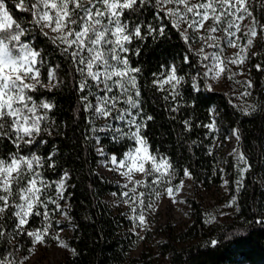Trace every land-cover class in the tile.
<instances>
[{"label":"snow or ice","instance_id":"6c2138e0","mask_svg":"<svg viewBox=\"0 0 264 264\" xmlns=\"http://www.w3.org/2000/svg\"><path fill=\"white\" fill-rule=\"evenodd\" d=\"M149 7L153 9V22H148L144 16ZM17 11L22 15L15 16ZM248 19L251 25L238 35L243 21ZM165 21L190 50L194 39L202 42L196 55L205 68L203 78L212 80L231 72L229 65H242L254 40L264 35V23L256 19L251 0H11V8L7 0H0V141L14 147L7 155L0 156V238L26 235L32 246L44 244L49 238L59 241V233L51 234V215L52 212L64 214L58 201L64 199L68 173L58 181H49L42 170L45 166L55 167L54 162L49 163L52 156L45 158L32 151L33 147L46 143L41 138L42 133L51 135L48 113L54 108L49 101L34 98V93L41 88L52 91L63 83L57 75L61 65L50 64L46 49L34 42L35 36L46 38L72 66L74 86L81 94L83 110L90 114L89 123L99 119L107 122L105 127L92 131H110L113 142L125 138L132 142L122 156L114 153L107 161L112 165L109 171L118 172L127 180L123 185L127 190L120 195L133 213L131 218L138 221L136 226L146 225L144 213L154 207L151 202L145 203V197L159 198L166 194L176 202L174 197L183 187V180L172 185L175 172L171 162L166 156L152 152L142 134L146 121L153 118L141 115L138 84L141 70L131 66L128 55L140 54L139 47H130L134 41L163 36L167 28ZM244 38L246 43L240 44ZM224 45L238 51L232 57H224ZM206 48L217 51L206 52ZM184 62L191 63L188 55ZM235 75L232 73L228 79ZM153 76L156 78L152 83L157 90L167 93L164 99L177 101L184 77L177 75L175 65ZM245 83L246 88L252 87L250 81ZM193 87L197 85L194 83ZM250 94L245 91L241 96ZM256 110V106H250L243 111L249 115ZM184 123L188 126L189 122ZM205 127L214 129V122ZM233 135L239 140L236 130ZM25 147L30 154L23 153ZM96 150L101 156L105 155L103 147ZM233 154L238 162L237 186L240 188L251 165L243 153L233 149ZM136 174L147 180L136 179ZM183 175L191 178L187 169ZM161 184L165 185L163 192L157 190ZM53 188L55 197L49 195V189ZM141 188L145 190L140 191ZM50 205H54V209H50ZM227 206L231 207V202ZM33 217H42L44 224L29 231L27 226ZM9 219L11 233L4 226ZM211 243L215 245L217 241ZM58 246L68 247L63 241H59ZM0 264H22V261L0 255Z\"/></svg>","mask_w":264,"mask_h":264},{"label":"trees","instance_id":"16d2710c","mask_svg":"<svg viewBox=\"0 0 264 264\" xmlns=\"http://www.w3.org/2000/svg\"><path fill=\"white\" fill-rule=\"evenodd\" d=\"M7 2L11 8V0ZM252 8L256 19L264 23L262 0H257ZM152 11L149 7L144 13L148 22H153ZM14 15L22 14L17 11ZM154 23L159 25L160 21ZM34 42L46 49L50 64L61 65L57 75L63 80L52 91L41 88L34 93V98L45 99L54 104V108L48 113L47 126L51 135L42 133L41 138L46 143L33 147L32 151L45 158L52 156L49 163L54 162L55 167L45 166L42 170L49 181H57L68 173L65 193L72 227L68 241L72 252L56 264H151L141 257L130 256L128 221L105 201V196L117 192L118 187L97 171L100 157L96 150L97 138L106 153L117 156H122L132 142L126 138L113 142L110 131H92L106 126L107 122L94 120L89 123L90 114L83 110L81 94L74 86L72 66L43 36H35ZM130 47L141 49L139 56L134 52L128 55L131 66L141 70L138 74L141 115L153 118L146 121L147 127L142 133L150 150L166 156L179 177L187 169L194 184H217L225 173L236 202L235 221H220L211 226L194 203L197 209L194 221L181 235L183 240L194 242L179 248L168 244L166 264H264V223L258 222L264 221V37L257 40L256 51L249 63L252 103L246 108L235 105L223 91L209 90L197 55L170 24L163 36H147L143 41H134ZM185 55L190 57L191 63L184 62ZM173 64L184 81L177 101L171 98L166 101L167 93L158 91L152 83L156 78L153 74H160ZM250 106H256L257 110L245 115L243 110ZM173 107L177 111H171ZM185 121L189 122L188 126ZM213 122L214 129L205 127ZM233 130L239 135L235 142L237 153H243L251 165L240 188L237 186L240 174L236 155L220 153ZM13 150L11 143L0 141V156ZM22 151L30 154L27 147ZM51 191L49 189V195H52ZM41 219L33 217L27 227L38 226ZM10 224L9 219L4 225L9 233ZM26 238L25 235L15 238L25 244L22 251L28 243ZM15 239L10 235L0 238V255L19 261ZM213 240L217 241L215 245L211 243Z\"/></svg>","mask_w":264,"mask_h":264},{"label":"rangeland","instance_id":"374dc122","mask_svg":"<svg viewBox=\"0 0 264 264\" xmlns=\"http://www.w3.org/2000/svg\"><path fill=\"white\" fill-rule=\"evenodd\" d=\"M256 2L257 0H251V7ZM250 25V19L243 21L242 32L238 33V35H242L243 31H246L247 27ZM217 35L220 34L218 33ZM263 37L264 35L254 40L252 47L248 50L247 59H245L242 65H229L231 72L225 73L220 79L212 80L204 78L208 88L211 86V90L227 93L232 102L238 107L246 108L249 106L252 103V87L250 89L246 88L245 82L250 81L252 84L249 76V63L251 61V56L256 51L257 40ZM239 43H246V38L241 39ZM201 46L202 42L198 39H194L191 43V49L195 54ZM205 51L212 52L217 50L206 48ZM237 51V48L228 47L227 45L223 46L224 57H232ZM198 63L203 73L205 68L202 66V62H200L199 58ZM232 73H236V75L233 79H228V76ZM245 91H248L251 94L242 97L241 93H244ZM99 121L105 123L104 119H99ZM235 142L236 138L233 135V132H231L230 137H228L226 141V146L222 147L220 153H223L224 155L233 153ZM216 145H218V142ZM98 147L102 146L97 143L96 148ZM104 153V156H101L98 153L100 157L97 164V171L118 187L117 192H112L105 196V201H107L114 211L125 216L128 221L127 231L128 236L131 239L130 256L141 257L143 260H146L151 264H166L168 262V244L171 243L179 248L193 243L194 240H183L181 235L182 232L194 221V215L197 210L194 203L198 204L203 219L208 222V225L210 226L217 224L220 221L233 222L236 220L234 215L236 210L235 196L230 191L228 178L225 173L221 175V180L217 184L205 186L202 184H194L191 178H187L184 175L179 177L174 171L175 177L172 179V185L175 186L183 180V187L174 197L176 202H173L166 194L161 195L159 198L145 197V203L147 204L151 202L154 207L146 210L144 213L147 220L146 225L143 227H137L136 225L138 224V221H134L131 218L133 213L130 211L129 206L122 202L123 198L120 195L123 191L127 190L123 187V185L127 183V180L118 172L109 171V168H111L112 165L107 161V157L112 154L106 153L105 150ZM136 179L147 180V178L142 177L139 174H136ZM225 181H227V184H225ZM164 187L165 185L161 184L157 190L163 192ZM65 190L66 181L64 199L58 201L61 205V211L64 214H61V212H52L51 234L56 235L59 233V241H63L68 247H59V241L50 238L46 239V243L44 244L32 246L30 238L25 235L28 243L25 242L26 248L24 251H22V245L25 244H20L19 240H13V242L18 245L16 248L17 256L18 260L22 261V264H56L58 261L64 260L71 254L72 250L68 241L72 235V227L67 212L68 202ZM139 190L144 191L145 189L141 188ZM148 191H151V189ZM51 192V196L55 197L56 193L54 188ZM113 193H116V195H113ZM230 202L232 205L231 207L227 206ZM54 207V205H51L50 209H54ZM262 215H264V211L262 212ZM43 224L44 221L41 219L38 226L27 228L31 231L41 228ZM29 248H31V253H29ZM24 257H26V259L22 260Z\"/></svg>","mask_w":264,"mask_h":264}]
</instances>
